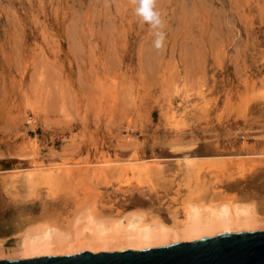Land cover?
Masks as SVG:
<instances>
[{
  "label": "rangeland",
  "instance_id": "obj_1",
  "mask_svg": "<svg viewBox=\"0 0 264 264\" xmlns=\"http://www.w3.org/2000/svg\"><path fill=\"white\" fill-rule=\"evenodd\" d=\"M155 9L160 48L132 0H0V260L90 216L232 202L264 221V0Z\"/></svg>",
  "mask_w": 264,
  "mask_h": 264
},
{
  "label": "bare ground",
  "instance_id": "obj_2",
  "mask_svg": "<svg viewBox=\"0 0 264 264\" xmlns=\"http://www.w3.org/2000/svg\"><path fill=\"white\" fill-rule=\"evenodd\" d=\"M184 213L182 221L175 220L172 225H168L160 218L149 220L141 212L131 213L116 221L99 220L89 215L90 217L85 219L87 221L85 227H82L83 232L78 230L75 234L72 229L70 230V226L69 229H61L47 223L37 225L25 231L17 251L24 258H32L51 255L58 250L73 253L83 248L94 251L112 248L142 250L166 246L176 241H193L219 233L258 231L264 226V221L259 219L252 206L239 203L225 202L219 205L186 203Z\"/></svg>",
  "mask_w": 264,
  "mask_h": 264
},
{
  "label": "water",
  "instance_id": "obj_3",
  "mask_svg": "<svg viewBox=\"0 0 264 264\" xmlns=\"http://www.w3.org/2000/svg\"><path fill=\"white\" fill-rule=\"evenodd\" d=\"M0 264H264V230L221 233L142 250L3 259Z\"/></svg>",
  "mask_w": 264,
  "mask_h": 264
},
{
  "label": "clouds",
  "instance_id": "obj_4",
  "mask_svg": "<svg viewBox=\"0 0 264 264\" xmlns=\"http://www.w3.org/2000/svg\"><path fill=\"white\" fill-rule=\"evenodd\" d=\"M132 2L135 5V15L153 29L154 47H162L164 32L160 30L162 20L160 13L155 9V0H132Z\"/></svg>",
  "mask_w": 264,
  "mask_h": 264
}]
</instances>
